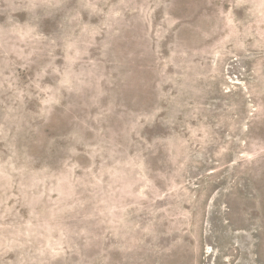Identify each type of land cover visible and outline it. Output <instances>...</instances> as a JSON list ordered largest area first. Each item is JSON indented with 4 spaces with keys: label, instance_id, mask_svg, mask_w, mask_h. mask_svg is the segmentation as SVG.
<instances>
[{
    "label": "rangeland",
    "instance_id": "obj_1",
    "mask_svg": "<svg viewBox=\"0 0 264 264\" xmlns=\"http://www.w3.org/2000/svg\"><path fill=\"white\" fill-rule=\"evenodd\" d=\"M0 264H264V0H0Z\"/></svg>",
    "mask_w": 264,
    "mask_h": 264
}]
</instances>
